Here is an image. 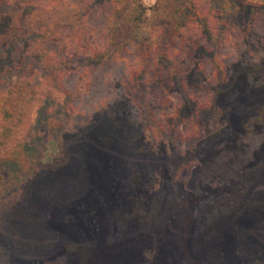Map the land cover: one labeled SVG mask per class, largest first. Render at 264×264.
<instances>
[{"label":"rangeland","instance_id":"374dc122","mask_svg":"<svg viewBox=\"0 0 264 264\" xmlns=\"http://www.w3.org/2000/svg\"><path fill=\"white\" fill-rule=\"evenodd\" d=\"M79 1L0 0V258L3 264H15L7 258L12 254L21 260L31 258L27 264H82L83 254L71 246L78 243L77 234H81L83 243L95 237L96 250L110 241L119 243L121 247L111 256L112 264H157L152 257L157 251V236L151 233L147 238L151 232L147 219H125L133 208L129 198L140 196L144 212L158 198L160 214L163 212L160 220L166 213L171 215L172 224L167 226L166 221L167 228L162 229L163 225L158 229L172 234V239L159 247L162 264H186L168 253L178 251L173 235L176 229L196 233L217 210L235 207L239 195L254 180L251 175L257 172L254 169L259 160L245 172L234 166L232 181L237 180L238 188L227 179L220 187V183L209 187L213 155L226 146L230 150L225 151L233 155L232 145L240 134L235 119L249 116L259 106L256 101L264 94V70L252 83L229 95L224 105L228 123L220 133H216L214 111L202 106L215 87L210 69L201 67L200 53L192 59L194 67L181 76L191 88V103L185 101L187 93H180L177 84L170 90L150 89L156 100L140 109L131 98L118 99L125 89L124 80L113 85L98 82L92 67L95 58L87 59L86 54L101 41L104 4L93 0L88 12L77 13L72 5ZM168 1L139 0L145 10L138 30L142 39L162 21ZM244 1L261 5L263 12L258 15L254 45L244 48L236 36L221 40L224 49L236 55L232 61L217 54L226 68L225 87L232 68L259 60L264 54V0H237ZM55 3L59 10H54ZM63 4H69L73 13L60 18L67 10L61 9ZM27 34L32 36L25 38ZM35 52L40 54L39 61H47V67L39 70ZM23 85L32 91L26 99L22 97ZM180 103L181 114L175 121L168 120L178 113ZM105 118L109 129L102 125ZM116 120L122 124L119 129ZM106 137L110 143H104ZM95 141L101 143L99 147ZM197 143L199 148L192 154ZM93 147L99 154L117 156L107 168L111 170L107 177L112 179L109 189L100 174L104 166L95 168L91 163L95 159ZM137 174L141 186L134 192L131 179ZM174 192L179 206L170 202ZM202 193H210L209 204H199ZM76 217H81L82 224L74 222ZM146 231L149 233L144 236ZM11 232L23 233L25 242H17L10 237Z\"/></svg>","mask_w":264,"mask_h":264},{"label":"trees","instance_id":"16d2710c","mask_svg":"<svg viewBox=\"0 0 264 264\" xmlns=\"http://www.w3.org/2000/svg\"><path fill=\"white\" fill-rule=\"evenodd\" d=\"M100 1L104 4L102 23L99 28L102 38L97 48H91L86 54L87 59L95 58L92 67L98 82L103 85H113L119 80H124L125 89L119 92L118 99L131 98L140 109L153 104L156 100L151 97L150 89L158 87L170 90L177 84L180 85V93H187L185 101L191 103L192 100L189 99L191 88L183 80L181 81V76L185 71L194 67L192 59L200 53L203 64L201 67L210 69L211 83L215 87L214 92H208L202 106L204 110L214 111L218 123L216 133H220L228 123V114L224 105L229 95L241 85L252 83L258 72L264 70V54H262L259 60L246 61L236 69L232 68L229 85L225 87L226 68L221 62L223 59L219 56L225 55L226 58L230 57L232 61H236V55L228 48L224 49L221 40L224 37L236 36L239 42L246 45L244 48L250 44L254 45V33L258 29V15L263 12V7L259 4L251 6L245 1L238 3L237 0H189V2L169 0L164 5L162 21L150 31L146 39H142L138 30L145 17V10L139 0ZM79 2L81 3L77 6L71 4L77 13L79 11L88 12L94 1L80 0ZM55 9L59 10L57 3L54 4ZM61 9L67 10L61 14L60 18L73 13L69 4H63ZM31 36L32 34H27L25 38ZM33 55L39 70L48 66L45 59L38 60V55H40L38 52ZM21 90L23 99L32 94L30 87L24 86ZM245 96L246 94H243L242 98ZM256 103L259 106L249 116H239L235 119L240 134L232 145L233 155L225 151L230 150L226 148L228 146L213 155L214 163L209 173V187L217 186L218 183H220L218 187L222 186L221 181L224 179L234 180V166L239 169V172H245L250 164L259 160V164L255 165L254 169L257 172L251 175V179L254 180L244 193L239 195L235 207H231L230 210H217L196 233L182 228L176 229L179 224L175 225L176 233L173 235L175 243L178 244V251L175 253L170 250L168 253L177 262L180 259L181 262L185 260L186 264H264V94L258 98ZM178 106V113L175 111L167 118L168 120L175 121L177 115L181 114L183 104L180 103ZM21 108L18 107V111ZM102 125L109 129L106 118L102 120ZM115 125L118 129L122 127L119 120H116ZM260 129H262L261 132ZM106 132L109 133L108 130ZM110 142V137H106L104 143ZM93 143L98 147L101 144L99 141ZM197 148H199L198 143L191 153H195ZM97 149H93L95 159H91V163L95 168L104 166L102 173L98 170L101 176H104L109 189L112 179L107 177L111 171H107V168L113 164L117 156L111 153L107 156L99 154L100 151ZM85 152L86 154L91 153L86 150ZM192 154H189L188 158H192ZM140 178L141 176L137 174L131 179V188L134 186V192L140 190ZM236 181H232L233 187L238 188ZM209 194L202 193L199 204H209L212 200ZM142 198L140 196L129 198V201L133 202V208L127 212L125 219L126 221L141 220L143 217L147 219L148 231L151 232L148 234L149 232L146 231L143 235L148 234L147 238L151 236V233L157 236L155 238L157 251L152 257L154 262L156 260L157 264H162L164 256L160 254L159 247L168 238L172 239V234L163 230L160 232L158 229L163 225L162 229H165L168 223L172 224L169 222L171 215L166 213L160 220L159 215L163 212L160 214V199L158 198H154L152 207L144 212ZM163 200L165 202L166 196ZM168 200L170 201L169 198ZM170 202L179 206V196L176 192L171 194ZM80 218L76 217L74 222L82 224ZM157 218L159 221L156 220ZM25 230L26 228L23 227V231ZM60 232L65 233L62 228ZM192 234L195 235L192 236ZM79 236L81 237V234H77L78 243H71V246L83 254L82 264H112L114 260L111 257L112 254L121 247L119 243L110 241L107 246L96 250L93 247L95 237L91 238V241L83 238L85 239L83 243ZM10 237L17 242L19 240L25 242L21 232H11ZM20 257L16 254L7 256L8 260L15 264L30 262L31 258L22 257L21 260ZM0 264H3L1 258Z\"/></svg>","mask_w":264,"mask_h":264}]
</instances>
